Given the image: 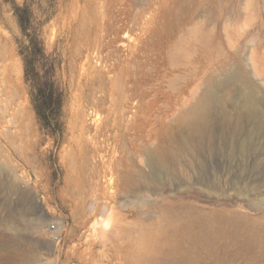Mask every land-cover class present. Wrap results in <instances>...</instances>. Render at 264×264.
Wrapping results in <instances>:
<instances>
[{"label": "rangeland", "instance_id": "obj_1", "mask_svg": "<svg viewBox=\"0 0 264 264\" xmlns=\"http://www.w3.org/2000/svg\"><path fill=\"white\" fill-rule=\"evenodd\" d=\"M239 66L264 96V0H0V105L19 83L32 116L0 141V264H264V136L148 161Z\"/></svg>", "mask_w": 264, "mask_h": 264}, {"label": "bare ground", "instance_id": "obj_2", "mask_svg": "<svg viewBox=\"0 0 264 264\" xmlns=\"http://www.w3.org/2000/svg\"><path fill=\"white\" fill-rule=\"evenodd\" d=\"M247 74V71L239 66L235 71L228 73L223 81L209 78L206 89L196 104L183 111L176 118V125L170 128L169 139L176 138L177 147H158L149 151L148 161L151 166L154 169L173 172L182 162L194 165L197 150L205 139L213 138L217 124L224 128L225 138L231 145L235 143L234 138L246 133V141L242 145L244 150L252 145L258 135L264 136V96L259 85ZM15 86L11 103L2 102L0 105L1 142L14 138L19 133V126L29 125L32 121L29 108L20 100V84L16 83ZM233 94L237 97L234 103L231 100ZM135 172L136 177L130 169L125 171L124 178L128 186L136 185L142 178L149 180L142 171ZM12 223V218L0 220V226Z\"/></svg>", "mask_w": 264, "mask_h": 264}, {"label": "trees", "instance_id": "obj_3", "mask_svg": "<svg viewBox=\"0 0 264 264\" xmlns=\"http://www.w3.org/2000/svg\"><path fill=\"white\" fill-rule=\"evenodd\" d=\"M22 18V17H21ZM31 63L26 60V71H27V74L29 73V70H30V67H31ZM44 109V105L42 104H39V107H38V110H39V113L42 114V110Z\"/></svg>", "mask_w": 264, "mask_h": 264}, {"label": "built area", "instance_id": "obj_4", "mask_svg": "<svg viewBox=\"0 0 264 264\" xmlns=\"http://www.w3.org/2000/svg\"><path fill=\"white\" fill-rule=\"evenodd\" d=\"M52 228L55 229V231H56V225H52ZM55 238H56L57 240H59V235H58V234H55Z\"/></svg>", "mask_w": 264, "mask_h": 264}]
</instances>
